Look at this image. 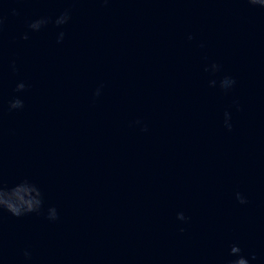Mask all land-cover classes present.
Returning a JSON list of instances; mask_svg holds the SVG:
<instances>
[{
	"label": "water",
	"instance_id": "water-1",
	"mask_svg": "<svg viewBox=\"0 0 264 264\" xmlns=\"http://www.w3.org/2000/svg\"><path fill=\"white\" fill-rule=\"evenodd\" d=\"M0 21V186L43 200L0 210V264H264V7L0 0Z\"/></svg>",
	"mask_w": 264,
	"mask_h": 264
},
{
	"label": "clouds",
	"instance_id": "clouds-1",
	"mask_svg": "<svg viewBox=\"0 0 264 264\" xmlns=\"http://www.w3.org/2000/svg\"><path fill=\"white\" fill-rule=\"evenodd\" d=\"M247 2L251 5H259L261 7H264V0H247ZM13 14H17L15 10H13ZM69 18L70 17L68 15V12L65 11V13L62 14L55 22L57 25H61L66 23ZM48 22H49L48 18H41L29 24V28L32 29L33 31H38L43 25L47 24ZM0 23H2V21H0ZM63 35H64L63 33L60 34V39L63 38ZM22 39L27 40L28 35L27 34L23 35ZM231 83H234V81H231ZM24 88H25V84L19 83L16 87V91L18 92L22 91L24 90ZM96 94L99 95V90H97ZM9 107L10 109L22 108L23 101L19 98H15L12 101H10ZM137 123H139V121H137ZM25 185L31 186L36 190L37 194L35 197H25L20 195V189L22 186ZM237 199L241 204L247 202L244 199V197L240 195V193H237ZM42 204H43V200H42L41 192L34 184L30 183L27 180H24L23 182L15 185L12 188L0 186V210H6L12 216L21 217L29 213L39 212ZM48 218L50 220H56L58 218L56 210L54 208L49 209ZM177 218L182 221L187 219L182 212L178 213ZM181 231H183V229H181ZM230 255L236 257V259L231 260L229 264H249V260L242 254V249L238 245L234 244L231 246ZM25 256L28 257L29 253L25 252ZM255 258L256 257L253 255L252 259L254 260Z\"/></svg>",
	"mask_w": 264,
	"mask_h": 264
}]
</instances>
